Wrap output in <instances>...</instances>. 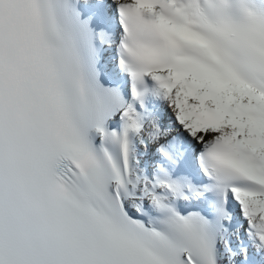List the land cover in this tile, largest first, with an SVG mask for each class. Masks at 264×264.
<instances>
[{"label":"snow or ice","instance_id":"1","mask_svg":"<svg viewBox=\"0 0 264 264\" xmlns=\"http://www.w3.org/2000/svg\"><path fill=\"white\" fill-rule=\"evenodd\" d=\"M0 264H264V0H0Z\"/></svg>","mask_w":264,"mask_h":264}]
</instances>
